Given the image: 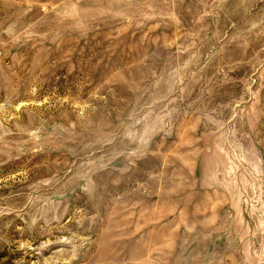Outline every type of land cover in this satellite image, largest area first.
<instances>
[{"label": "rangeland", "instance_id": "rangeland-1", "mask_svg": "<svg viewBox=\"0 0 264 264\" xmlns=\"http://www.w3.org/2000/svg\"><path fill=\"white\" fill-rule=\"evenodd\" d=\"M0 264H264V0H0Z\"/></svg>", "mask_w": 264, "mask_h": 264}]
</instances>
